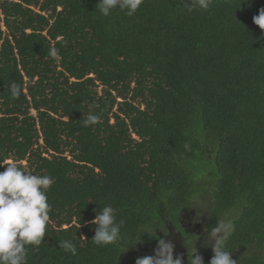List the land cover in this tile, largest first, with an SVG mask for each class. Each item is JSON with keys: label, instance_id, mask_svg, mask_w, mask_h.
<instances>
[{"label": "trees", "instance_id": "trees-1", "mask_svg": "<svg viewBox=\"0 0 264 264\" xmlns=\"http://www.w3.org/2000/svg\"><path fill=\"white\" fill-rule=\"evenodd\" d=\"M98 2L0 0V161L54 181L46 236L27 264H135L156 238L180 239L197 199L209 228L232 212L236 264H264V29L253 23L264 0L206 10L144 0L107 17ZM93 101L101 121L84 127ZM103 205L123 221L121 239L97 246L91 221ZM160 220L167 237L154 231ZM202 254L209 264L213 252Z\"/></svg>", "mask_w": 264, "mask_h": 264}, {"label": "clouds", "instance_id": "clouds-1", "mask_svg": "<svg viewBox=\"0 0 264 264\" xmlns=\"http://www.w3.org/2000/svg\"><path fill=\"white\" fill-rule=\"evenodd\" d=\"M144 0H99L96 10L105 17L113 14L117 9L125 11L128 15L135 14ZM212 0H194L200 9H208ZM187 11H193L192 6ZM253 23L264 29V8L259 14L253 16ZM46 55L59 60L60 53L51 47ZM23 92L21 84L15 80L9 84V94L12 99H18ZM99 104L95 101L86 105L83 112L82 123L84 127L94 126L101 121V112L96 110ZM185 150H190L188 143L184 144ZM0 264H27L28 246H39L44 242L46 226L49 222V209L47 191L54 181L49 175H37L27 171L14 159L0 161ZM95 235L91 239L97 246H107L117 243L121 239L123 221L116 220V209L111 205H103L97 210L94 219ZM164 236H168L164 223L160 220L155 226ZM234 231L233 221L226 215L216 221V226L211 227L207 235L208 243L213 251L209 264H236L232 259L231 251L226 250V242ZM157 246L154 255L137 257L135 264H183V258L174 256V243L165 238H156ZM210 241V242H209ZM60 248L76 252L71 240H60ZM188 248V247H187ZM187 264H204L203 257L198 254L196 246L189 255Z\"/></svg>", "mask_w": 264, "mask_h": 264}, {"label": "rangeland", "instance_id": "rangeland-1", "mask_svg": "<svg viewBox=\"0 0 264 264\" xmlns=\"http://www.w3.org/2000/svg\"><path fill=\"white\" fill-rule=\"evenodd\" d=\"M211 166L207 165V170H210ZM201 200H194L192 203V207L187 210L186 217L183 218L185 223V232L181 229H177L176 231L179 233V240L182 242V247L185 250V253L191 254L192 249L196 246L198 250V254H202L206 251V244L208 232H210L211 227H208V219L210 217L209 209L207 202H202ZM235 212V211H234ZM237 214V212H235ZM232 214V212H230ZM229 213H221L217 217V221L223 219L226 215L232 219V215ZM216 226V223L212 226ZM175 239V237H173ZM176 240V239H175ZM210 242V241H209ZM188 247V248H187ZM211 252L212 248L209 249Z\"/></svg>", "mask_w": 264, "mask_h": 264}, {"label": "flooded vegetation", "instance_id": "flooded-vegetation-1", "mask_svg": "<svg viewBox=\"0 0 264 264\" xmlns=\"http://www.w3.org/2000/svg\"><path fill=\"white\" fill-rule=\"evenodd\" d=\"M179 225L181 228H183V230H185V223L183 222V220L179 221ZM174 245H175V249H174V256L179 255L183 258V264H187L188 261V255L185 253L186 248L184 249L182 247V242L180 240H171ZM210 249V246H208L206 248V251H208ZM203 255V254H202ZM233 256V255H232Z\"/></svg>", "mask_w": 264, "mask_h": 264}]
</instances>
